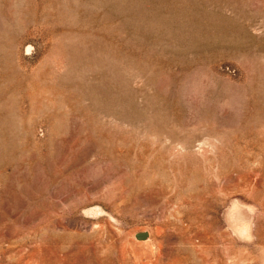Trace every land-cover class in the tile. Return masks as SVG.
Returning a JSON list of instances; mask_svg holds the SVG:
<instances>
[{
    "label": "rangeland",
    "instance_id": "1",
    "mask_svg": "<svg viewBox=\"0 0 264 264\" xmlns=\"http://www.w3.org/2000/svg\"><path fill=\"white\" fill-rule=\"evenodd\" d=\"M0 264H264V0H0Z\"/></svg>",
    "mask_w": 264,
    "mask_h": 264
},
{
    "label": "bare ground",
    "instance_id": "2",
    "mask_svg": "<svg viewBox=\"0 0 264 264\" xmlns=\"http://www.w3.org/2000/svg\"><path fill=\"white\" fill-rule=\"evenodd\" d=\"M237 210V209H236ZM234 212H236V211H234ZM237 213V212H236ZM240 213V212H239ZM237 215V214H236ZM239 215V214H238ZM240 215H241V213H240ZM243 216V215H242ZM241 217V216H240ZM242 218V217H241ZM245 218V217H244Z\"/></svg>",
    "mask_w": 264,
    "mask_h": 264
}]
</instances>
